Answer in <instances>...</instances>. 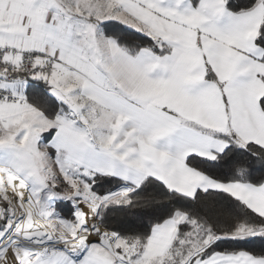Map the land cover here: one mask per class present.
Returning a JSON list of instances; mask_svg holds the SVG:
<instances>
[{
	"label": "snow or ice",
	"instance_id": "snow-or-ice-1",
	"mask_svg": "<svg viewBox=\"0 0 264 264\" xmlns=\"http://www.w3.org/2000/svg\"><path fill=\"white\" fill-rule=\"evenodd\" d=\"M257 165L264 0H0V264H264Z\"/></svg>",
	"mask_w": 264,
	"mask_h": 264
},
{
	"label": "trees",
	"instance_id": "trees-1",
	"mask_svg": "<svg viewBox=\"0 0 264 264\" xmlns=\"http://www.w3.org/2000/svg\"><path fill=\"white\" fill-rule=\"evenodd\" d=\"M201 167H207V165H201ZM256 168L258 170L253 172V178L254 179H260L261 177H264V170H259V166L257 165ZM213 173H221L223 171H227L226 168L223 169H217V168H211L210 169ZM112 187V185H104V188ZM203 204L208 205L210 207L214 208H223L226 207V202L221 200L219 197H216L215 199L209 198L204 201H202ZM113 222L114 223H123L126 227H131V228H139L141 227L143 221L136 217L133 216L131 213L125 215L123 213L120 214H113ZM261 246L260 241H255L253 244L248 245V247H253V248H259Z\"/></svg>",
	"mask_w": 264,
	"mask_h": 264
}]
</instances>
